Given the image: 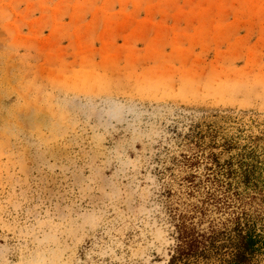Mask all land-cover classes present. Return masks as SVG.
Wrapping results in <instances>:
<instances>
[{
  "label": "rangeland",
  "instance_id": "obj_1",
  "mask_svg": "<svg viewBox=\"0 0 264 264\" xmlns=\"http://www.w3.org/2000/svg\"><path fill=\"white\" fill-rule=\"evenodd\" d=\"M237 225L264 237V0H0V264H216Z\"/></svg>",
  "mask_w": 264,
  "mask_h": 264
},
{
  "label": "trees",
  "instance_id": "obj_2",
  "mask_svg": "<svg viewBox=\"0 0 264 264\" xmlns=\"http://www.w3.org/2000/svg\"><path fill=\"white\" fill-rule=\"evenodd\" d=\"M248 228L236 226L233 235H228L230 252L224 253L216 264H255L259 260L260 256L264 254V237ZM198 243L200 244L201 241L189 238L185 243L186 246H182L178 252L172 255L170 264H192L191 257H194L196 262L199 256L206 255L208 257L214 252L219 253L223 246L219 244L218 237L213 239L210 246L204 243L202 250L198 248Z\"/></svg>",
  "mask_w": 264,
  "mask_h": 264
}]
</instances>
